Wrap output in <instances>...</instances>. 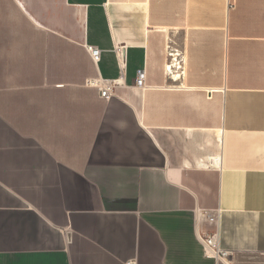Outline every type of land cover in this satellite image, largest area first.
<instances>
[{"label": "crops", "instance_id": "crops-1", "mask_svg": "<svg viewBox=\"0 0 264 264\" xmlns=\"http://www.w3.org/2000/svg\"><path fill=\"white\" fill-rule=\"evenodd\" d=\"M0 264H264V0H0Z\"/></svg>", "mask_w": 264, "mask_h": 264}, {"label": "built area", "instance_id": "built-area-1", "mask_svg": "<svg viewBox=\"0 0 264 264\" xmlns=\"http://www.w3.org/2000/svg\"><path fill=\"white\" fill-rule=\"evenodd\" d=\"M89 50L93 56V58L95 60H98L100 58V49L94 46H89ZM124 50V46H120L119 48H117V52L118 53H122ZM172 54V53H171ZM174 59V56L172 55V59L171 61ZM182 62H183V58H180L178 64L179 67H177L176 69H182ZM168 69L170 70L169 66ZM93 84H95L99 90H100V94L102 97L109 99L113 96L114 94V89L117 85L116 80H103V81H99V82H94L92 81ZM134 86L138 87V88H144L146 87V71L144 69H141L138 71L137 77L134 79ZM201 214L205 215L206 218L210 221V222H215L216 221V216L214 214H212L209 210L205 209L200 211ZM199 238L201 240V242L203 243L204 247H205V251L207 254H211L214 256H223L226 254V252H224V250H222V248L220 247L219 243H218V234L217 232H206V233H200Z\"/></svg>", "mask_w": 264, "mask_h": 264}, {"label": "bare ground", "instance_id": "bare-ground-1", "mask_svg": "<svg viewBox=\"0 0 264 264\" xmlns=\"http://www.w3.org/2000/svg\"><path fill=\"white\" fill-rule=\"evenodd\" d=\"M172 55L174 56V59H173L172 61H170V64H169V68H170L171 71H172L174 68L179 67L178 62H179V60H180V57H179V55H180V51H179V52L174 51V53H172Z\"/></svg>", "mask_w": 264, "mask_h": 264}]
</instances>
